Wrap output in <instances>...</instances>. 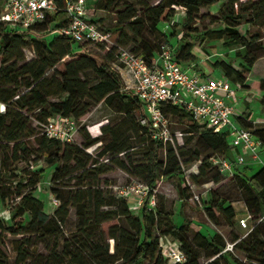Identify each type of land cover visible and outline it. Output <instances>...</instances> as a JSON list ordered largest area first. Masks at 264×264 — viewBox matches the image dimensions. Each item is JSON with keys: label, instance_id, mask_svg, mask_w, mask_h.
I'll return each instance as SVG.
<instances>
[{"label": "trees", "instance_id": "obj_1", "mask_svg": "<svg viewBox=\"0 0 264 264\" xmlns=\"http://www.w3.org/2000/svg\"><path fill=\"white\" fill-rule=\"evenodd\" d=\"M217 1L158 0V3L153 5L142 0L135 6L126 0H99L96 10L116 13L115 30L120 33L123 48H130L150 62L163 45H169L166 34L159 29L160 24L173 23L178 9L185 11L187 22L191 23L202 9L213 6ZM57 2L59 12L30 30L12 31L5 23L0 22L4 26L0 25V102L6 106L0 111V140L3 142L0 145V197L3 206H8V202H20L12 219V226H6L4 221L0 220V264H48L39 259L32 260L30 250L34 245V235L54 238L55 251L50 256L54 259V264H143L147 260L150 264H178L162 255L163 240L168 238L175 240L177 248L185 254L186 262L183 264H200L202 253L208 260L206 264H247L236 259L232 253L222 254L227 246L222 235L215 234L209 238L193 231L191 239L190 226L174 224L172 213L160 210L158 215H155L157 206L150 209L147 204H144L138 213H133L128 199L102 189L101 177L112 172L114 168L121 169L153 190L162 178L183 177V164L177 155L170 150L164 161L160 152L166 149L165 145L153 141L149 130L143 125H138L135 129L136 134H145L138 141V146H152L143 163L138 164L131 158L127 162L120 159L121 155L132 153L135 145L130 138L121 136L105 124L100 127V131L102 134H108L111 139L109 143L100 146L102 151L98 156L101 159L108 158L107 163L94 159L85 151L101 143L100 137L90 138L86 135L85 143L80 147L47 138L42 134L40 157L29 161L33 164L30 167L32 177L24 183L21 176L10 174L11 167L22 161L23 156L30 152L23 140L33 136L34 129L26 113L40 112L39 118L43 122L55 115L71 117L79 122L93 107L103 102L124 114L126 120L136 122L134 113L138 111L140 118L143 116V107L137 95L126 88L121 75L113 67L117 61L116 53L112 51L106 56H101L83 50L74 51V44L82 47L90 45L77 44L59 33L68 26L69 18L63 11V1ZM238 2L239 0H227V5L224 6L222 21L226 25L225 29L198 36L193 35L195 30L190 29L177 46L176 59L180 64L193 61V49H203L209 41H221L228 48L239 47L241 49L237 51L236 56L241 60L240 69L226 61L215 63L214 68L220 69L233 87L261 94L264 92V77L257 75L252 82L251 79L253 75L258 74L257 65L264 57H258L252 51V42L241 35L237 28L246 16V22L250 25L264 27V0L250 3L247 10L236 13L235 6ZM137 7H140V10ZM2 9L3 2L0 0V16ZM92 20L104 30L112 32L111 28L103 26L102 20ZM48 26L60 35L50 40L34 36L37 33H45ZM146 31L154 37L152 41L145 37ZM28 47L34 48L35 58L19 65V62L25 61L23 49ZM59 67H63V71H60ZM50 72H53L52 76H49ZM261 104L264 106V98ZM163 111L165 115H179L182 124L186 126L184 135H200L209 150L213 151V155L208 159L200 160L199 155L194 158L200 165L198 173L190 175L192 183L220 184L223 175L212 165L211 158L214 155L230 157L227 134H215L200 126L189 112L180 107L165 105ZM250 117V113H245L240 117V124L245 128H252L247 125ZM253 134H257L264 145V131L256 130ZM180 151H183L182 148ZM47 167H55L51 177V193L59 204L53 216L45 212L44 203L33 196L31 189L42 181ZM214 169L218 175L208 177L207 170ZM247 169L236 167L232 178L239 181L244 191V204L251 216L253 229L245 239L234 246V253H243L248 263L264 264V167L251 175L247 174ZM15 180L18 184L13 191L12 183ZM73 181L75 183L71 185ZM25 190H29L28 193L24 194ZM187 192L189 188L186 185L181 190L184 198L188 197L185 196ZM71 210L76 213L77 232L73 236L74 242L67 240L61 253L62 257L59 258L61 255H58L56 250L59 239L63 237L60 227L69 221ZM26 214L30 216V220L24 224L23 217ZM206 214L214 224L220 226L224 222L229 227H234L237 216L232 205H227L224 201L215 202L213 198ZM161 218L166 219L162 221ZM18 219L20 221H17ZM54 227L59 230L56 231ZM155 230L159 232L157 236ZM17 236H23V239L16 244L17 256L12 263L3 247H6L9 237ZM238 239L240 237L234 236L232 242ZM109 240L115 243L112 252Z\"/></svg>", "mask_w": 264, "mask_h": 264}, {"label": "rangeland", "instance_id": "obj_2", "mask_svg": "<svg viewBox=\"0 0 264 264\" xmlns=\"http://www.w3.org/2000/svg\"><path fill=\"white\" fill-rule=\"evenodd\" d=\"M99 0H88V16L97 21L102 20L103 26L112 29V39L111 42L101 45H90V46H79L74 44L73 50H83L92 53H96L101 56H106L109 52L117 53L120 47H124L120 41V33L116 32V13L102 12L96 10V4ZM142 0H126L127 3L138 6ZM155 5L158 3V0H144ZM259 0H239L238 4L235 6V12L240 13L241 11L247 10L250 7V3L257 2ZM227 5V0H218L213 6L209 8L202 9L198 13L197 18L191 23L187 22L186 13L182 9L177 10V17L175 20L178 22H173L170 25V28H166L167 23H162L159 26V29L166 34L168 39L169 46L177 47L181 38L185 37L186 33L190 29L195 30L193 35H204L210 34L216 31H221L225 29L226 25L222 21V16L225 12L224 6ZM140 10V7H137ZM182 13V14H181ZM248 17L246 16L241 24L238 26L237 30L241 35L246 37L253 46L251 47L252 51L258 55V57H264V27L259 25H250L247 23ZM1 22V17H0ZM1 25V24H0ZM2 26V25H1ZM4 27V26H2ZM58 32H53L51 27L48 26L45 33L34 34L35 37L39 39H52L57 37ZM145 37L152 41L153 36L149 31L145 32ZM131 46V45H128ZM133 46V45H132ZM241 49L239 47H226L221 41H209L205 44L204 48L195 47L193 49L194 59L190 62H182V67H187L189 64L195 62L200 63L204 61L207 67L214 68L215 63L226 61L227 63L233 65L235 68L240 69L241 60L236 56L237 51ZM25 55V61L19 62V65H23L35 58V50L33 47H28L23 49ZM69 59H67L68 61ZM202 64V65H203ZM1 66V61H0ZM258 69V70H257ZM257 73L253 75V78L257 75L264 77V60H261L257 65ZM60 71H63V67H59ZM53 72L49 73V76H52ZM212 76L220 77L221 71H216ZM248 76V75H247ZM91 78H94L91 76ZM251 78V77H250ZM235 89V97L232 100V105L235 110V115L233 116V121L236 125H239V117L243 116L245 113L251 114V119L247 125H251L252 128H249L252 133H255L256 130L264 131V106H262L261 101L264 98V92L258 94L256 92H249L245 89H240L238 87H233ZM54 101H58L54 99ZM40 112L36 111L34 113H26L29 117L30 125L34 129V135L23 140L25 147L29 149V153L23 156V160L19 161L15 166L11 167L10 174L14 176H21L24 179V183H27L29 178L32 177L30 172V167L33 164L29 161H34L40 157V139L42 137L43 124L45 122L41 121L39 118ZM135 121L131 119L126 120V116L119 112L116 109L108 107L105 103H100L97 106L93 107L92 110L84 116L79 122V130L75 136V141L73 145L82 147L85 143L84 137L87 135L90 138L100 137L102 140L101 143L91 146L85 149L86 153L92 156L94 159L102 160L103 162H108V158H99V153L102 151L100 146L102 144H107L110 142L111 137L108 134H102L100 127L107 124L109 128L115 129L118 134L123 137L130 138L132 143L135 145L134 151L127 156H120V159L124 162H127L131 158L136 163H143L147 159V155L151 150V144L147 146H138V141L145 136L142 132L136 134L135 129L138 125H142L140 122V112L134 113ZM167 118L170 121L169 133L170 141L167 144H164L165 150H161V157L165 161L167 153L171 150L177 155L178 160L183 164V177H173V178H162L155 184L156 201L157 209L155 210V215H158L160 210L164 212H170L173 215V221L176 225H185L190 226L191 231L189 232V237L193 238V231H198L206 237L212 238L215 234H220L224 237L226 244L234 240V236L245 239L247 236V230L242 229L239 226L237 220H235L234 227H229L223 222L222 225L218 226L214 224L206 214V210L212 204V198L215 202L224 201L227 205H232L235 211L238 214V217L244 215L245 204H244V191L241 189L239 181L231 177H223V180L220 184H215L213 182L207 183L206 186L195 185L192 183L189 174L196 172L197 167L200 165V162L194 161L198 155L200 160L208 159L213 155V151L209 150L207 144L198 134H188L186 133V126L182 124L179 115H174L172 113L166 114ZM87 129L89 132H87ZM133 130V131H132ZM257 138H260L255 134ZM261 139V138H260ZM3 142L0 140V145ZM13 147L14 144H11ZM182 148L183 151H180ZM261 159L264 161V151L261 152ZM190 162L189 164H185ZM259 169V168H257ZM55 170V167H47L44 170V177L41 182H39L32 190V194L35 198L39 199L44 203L45 212L53 216L56 210V205L54 204L53 199L55 198L51 193V177L52 173ZM249 171V169H247ZM209 174L208 177H215L218 175L217 170H207ZM248 175H251L249 172ZM136 178L131 177L126 172L122 171L119 168H114V170L108 174H105L101 177V187L106 191H109L110 194L115 193L114 187H125L129 185ZM186 182L189 192L181 194V190L184 189L183 183ZM75 181L71 185H74ZM18 182L17 180L12 183L13 191L15 190ZM29 190H25L23 193H28ZM133 202V201H132ZM131 202V203H132ZM18 201L12 203L8 202V206L1 205L0 211H5L6 219L3 218V221L6 226L13 225V217L19 205ZM5 207V209H4ZM133 213H138L131 209ZM137 215V214H136ZM24 224L30 220V216L26 214L24 217ZM162 221H165L166 218H161ZM17 221H20L18 219ZM252 225V223H249ZM78 221L76 213L74 210H71L69 221L66 225L60 227V230L63 231V237L59 239L58 249L56 253L62 257L63 248L67 242H74L73 236L77 232ZM56 229L57 227H54ZM59 230V229H58ZM1 234V233H0ZM159 232L155 230V235L157 236ZM30 237V236H28ZM23 239V236L9 237L7 239V245L3 250L9 256L10 261L14 263L17 253L15 251L16 244L20 243ZM33 247L30 250L32 260L39 259L41 262H46L48 264H54V259L50 258L52 253L55 251L54 247V238L46 237L41 238L38 236H32ZM110 252L113 251V246L115 245L113 240H109ZM165 246H174L175 240L168 238L163 241ZM232 255L244 263L251 264L246 262L245 255L239 251L229 252ZM42 255V257H40ZM59 262V260H57ZM208 262L205 254L202 253L200 264H206ZM121 264V263H118ZM143 264H150V261H144Z\"/></svg>", "mask_w": 264, "mask_h": 264}, {"label": "built area", "instance_id": "obj_3", "mask_svg": "<svg viewBox=\"0 0 264 264\" xmlns=\"http://www.w3.org/2000/svg\"><path fill=\"white\" fill-rule=\"evenodd\" d=\"M62 1L69 24L59 31L61 35L77 44L103 46L111 42L112 32L104 30L88 16V0ZM2 2L1 21L12 31L30 30L59 12L57 0H2ZM171 24L167 23L166 28L169 29ZM176 49L177 47L163 45L159 53L148 62L144 56L136 54L130 48L120 47L116 53L117 61L113 64L126 88L137 95L143 107L140 122L147 127L152 140L163 144L171 140L170 121L163 107L176 106L189 112L200 126L215 134H227L230 157L214 155L211 158L212 165L224 177L232 178L236 167L248 168L250 161L259 166V169L264 167V161L261 159V152L264 151L262 141L250 129L240 124L241 116L239 125L233 121L235 110L232 100L235 97V89L229 79L224 76L217 78L204 75L199 69L204 61L182 67L176 59ZM5 107L0 102V111ZM78 130L79 125L75 119L55 115L43 124L42 134L50 139L73 143ZM193 173H198V167ZM183 185L186 187V182ZM114 188L119 197L128 199L130 209L140 211L144 204L150 209L157 206V191L141 181L134 180L125 187ZM53 201L56 206L59 204L56 198ZM3 218L6 219L5 212L0 213V220ZM250 220L249 215L238 222L242 229L247 230L246 236L253 229L249 224ZM242 239L227 243L222 254L234 252V246ZM163 246L164 258L178 264L186 262V256L177 248L176 242L174 246L164 244Z\"/></svg>", "mask_w": 264, "mask_h": 264}, {"label": "crops", "instance_id": "obj_4", "mask_svg": "<svg viewBox=\"0 0 264 264\" xmlns=\"http://www.w3.org/2000/svg\"><path fill=\"white\" fill-rule=\"evenodd\" d=\"M182 14V13H181ZM193 63H195V62H193ZM203 64V63H202ZM201 64V66H200V70L202 71V73L204 74V75H213V74H215L216 73V71H221L220 69H216V68H210V67H207L205 64H203L202 65ZM190 65V64H189ZM221 76H223V72L221 71ZM257 168H259V166H257L256 164H252V162L250 161V165H249V167H248V169H249V173L250 174H252L253 172H255V171H257L258 169ZM209 184V183H208ZM206 185V184H205ZM0 207H1V205H0ZM5 211H0V213H4ZM245 213H244V215L243 216H240V217H238V214H237V212H236V220H237V222H239V220L240 219H242V218H246L247 216H249V213H248V210H247V208H246V206H245V211H244ZM249 223H252V221L250 220L249 221ZM243 262V261H242Z\"/></svg>", "mask_w": 264, "mask_h": 264}]
</instances>
